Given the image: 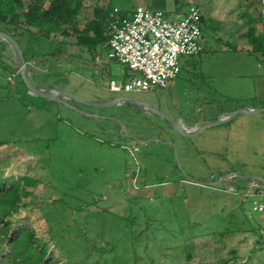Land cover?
I'll use <instances>...</instances> for the list:
<instances>
[{
    "label": "rangeland",
    "instance_id": "rangeland-1",
    "mask_svg": "<svg viewBox=\"0 0 264 264\" xmlns=\"http://www.w3.org/2000/svg\"><path fill=\"white\" fill-rule=\"evenodd\" d=\"M83 1L80 23L91 16L94 4L104 10L111 2L128 13L139 4ZM152 1L180 6V16L196 5L203 18L202 53L181 57L180 72L167 88L112 93L110 81L125 85L135 76L110 62L105 52L97 51L94 58L79 50L74 34L22 43V48L30 43L28 53L37 57L66 42L63 49L72 58L56 67L47 62L38 71L35 83L45 89L90 104L124 97L151 110L86 106L68 98L64 105L35 97L17 76L7 80L21 65L12 45L0 39L6 71L0 77V142L5 143L0 146V176L30 178L24 190L30 204L40 205L33 212L36 234L61 263L113 264L109 258L115 247L114 264H232L249 256L250 264H261L254 256L264 261V211L254 207L264 206V186L213 182L216 173L232 166L264 180V51L250 53L246 37L254 29L264 45V0ZM28 4L22 0L21 9ZM239 107L259 111L195 135L177 132L165 118L179 126L202 127ZM134 147L133 158L128 150ZM133 175L143 176L149 185L138 187ZM185 176L213 185L199 186ZM76 207L89 209L74 211ZM76 231L94 240L102 256L92 251L84 261L85 243ZM58 236L63 241L57 246Z\"/></svg>",
    "mask_w": 264,
    "mask_h": 264
},
{
    "label": "trees",
    "instance_id": "trees-1",
    "mask_svg": "<svg viewBox=\"0 0 264 264\" xmlns=\"http://www.w3.org/2000/svg\"><path fill=\"white\" fill-rule=\"evenodd\" d=\"M28 1L27 9L22 10V0H0V31L8 35L18 44L26 64L27 77L33 86L38 89H45L42 87L41 82L35 83V79L39 75L38 71L44 70L42 67H44L45 63L52 62V66H55L62 60L69 61L72 55L67 54L63 49L65 48L66 42L60 41L51 53L36 57V54L28 53L30 43L28 45L26 43V47L24 46L22 48V43L26 40H29V42L42 39L48 41L50 36H60L64 39L65 37H69L70 34H74L76 46L79 50L91 53L94 58L99 57L98 53H96L97 51L105 52L107 56V27L109 21L113 19L111 15L114 10V7H111V2L104 10L93 7L91 19L83 26H80L77 18L84 8L83 0ZM150 1L152 0H148V2ZM128 11H119L118 16L125 17L131 13H128ZM202 24L203 18H201L200 25ZM246 37L251 47L250 53L256 56L262 54L264 51L263 38L256 37L254 29H250ZM36 66L38 67L37 69ZM0 70L2 75L4 68L1 59ZM4 72L6 71L4 70ZM14 74V80L17 76L23 83L20 74L17 72H14ZM239 108L245 109L243 107ZM211 122L213 121H209V123ZM228 123L229 121H226L220 125H226ZM3 144L5 143L0 142V146ZM231 168L233 171L235 170V168ZM130 177L134 178V183L138 187L149 185L143 176L133 175ZM29 184L30 178L26 176H0V264H69L67 261L61 263L47 247L46 243L37 236L34 227L33 212L40 208V205H32L27 201L29 193L24 190V186ZM234 187L239 188L238 185H234ZM62 201L61 199H57L54 202L62 203ZM89 207L87 208L89 209ZM79 208H74V211L84 212L87 210V208ZM21 211H24L25 215H20ZM76 235L80 236L81 240L85 243L83 244L85 248L83 247L82 251L84 261L89 259L92 251L99 252V256H102L103 250L98 249L96 242L87 236L86 233L76 231ZM61 241H63V237L58 236L55 245L58 246V243ZM60 245L62 246L63 244ZM109 245L110 248L114 246L110 242ZM60 251L64 255L63 250L60 249ZM115 251L116 249L114 247L113 254L109 258V261L113 264L116 261H114L116 258ZM124 255L126 254L124 253ZM254 258L259 263L264 264V261L257 256H254ZM251 260L252 256H249L242 261L233 260L232 264H250ZM97 263L98 261L94 264ZM213 264L231 263L229 261H218Z\"/></svg>",
    "mask_w": 264,
    "mask_h": 264
},
{
    "label": "built area",
    "instance_id": "built-area-1",
    "mask_svg": "<svg viewBox=\"0 0 264 264\" xmlns=\"http://www.w3.org/2000/svg\"><path fill=\"white\" fill-rule=\"evenodd\" d=\"M118 12L114 8L107 27V59L124 66L135 78L125 85L110 81L113 93L167 88L180 72V58L198 56L203 51L202 14L196 5L188 6L173 21L161 11L143 6L135 7L125 17ZM14 77L12 74L7 80L12 82ZM136 152L137 148L129 150L133 158ZM254 210L263 212L264 206Z\"/></svg>",
    "mask_w": 264,
    "mask_h": 264
},
{
    "label": "water",
    "instance_id": "water-1",
    "mask_svg": "<svg viewBox=\"0 0 264 264\" xmlns=\"http://www.w3.org/2000/svg\"><path fill=\"white\" fill-rule=\"evenodd\" d=\"M0 39L5 40L6 42H8L9 44L12 45V47L14 48V50L17 53V56L19 58V63L21 65V68L19 70V74L20 77L26 87V89L30 92V94L41 98L45 101H53V102H58L64 105H68V103L64 100L65 98L68 99H73L81 104H84L86 106H94V107H107V106H119L121 108H128V109H140V110H151L150 108H147L146 106H144L142 103L128 99V98H110V100L106 101V102H102V103H96V104H90V103H84L82 101L76 100V98H74L72 95L65 93V92H60L54 89H38L35 86H33L31 84V82L29 81L28 77H27V68H26V64L22 55V52L18 46V44L12 39L10 38L8 35L4 34L3 32L0 31ZM131 108H130V107ZM76 112L79 114H84L83 112L77 110L75 108ZM133 110V109H132ZM259 110H245V109H239L235 112H232L228 115L225 116L224 120L221 119V117H218L214 122H211L209 124H206L202 127H197V128H190V129H186L183 128L182 126H179V124L176 121H173L167 117H165L168 121H169V125L172 126V128L174 130H176L177 132L181 133V134H185V135H195L200 133L201 131H203L206 128H210V127H215L218 126L226 121H229L232 117L236 116V115H240V114H249V113H254V112H258ZM86 115V114H85ZM185 178L187 179V181L199 185V186H209V185H217L219 182L216 183H209L207 181H196L193 180L192 178L185 176ZM264 182V181H263Z\"/></svg>",
    "mask_w": 264,
    "mask_h": 264
},
{
    "label": "crops",
    "instance_id": "crops-1",
    "mask_svg": "<svg viewBox=\"0 0 264 264\" xmlns=\"http://www.w3.org/2000/svg\"><path fill=\"white\" fill-rule=\"evenodd\" d=\"M138 1V5H136L135 7H137V6H143V7H146V8H148V9H151V10H154V9H158V8H161L162 9V13H164V15H165V17L166 18H168V17H174L175 19L177 18V16H179V9H180V6H176L175 8H171L170 7V5L169 6H166V5H161V4H159V3H156V2H154V1H150V2H148V0H137ZM100 2V1H99ZM84 7H85V3H84ZM93 7H96V8H98V9H100V4H94L92 7H91V11H92V8ZM135 7H133L132 9H134ZM159 11V10H158ZM184 11H186V10H184ZM82 12H83V9H82V11H81V13H80V15L78 16V22H79V24H80V26H83L85 23H87L90 19H91V17H92V12H91V16L88 18V19H86L83 23H80V21H79V18H84V16H83V14H82ZM67 52V51H66ZM130 73V72H129ZM132 78V77H131ZM55 90V89H54ZM113 93V92H112ZM120 93V92H119ZM183 128H186V129H190V128H197V126H194V125H192V126H190V127H185V126H182Z\"/></svg>",
    "mask_w": 264,
    "mask_h": 264
},
{
    "label": "flooded vegetation",
    "instance_id": "flooded-vegetation-1",
    "mask_svg": "<svg viewBox=\"0 0 264 264\" xmlns=\"http://www.w3.org/2000/svg\"><path fill=\"white\" fill-rule=\"evenodd\" d=\"M135 111V110H133ZM233 167V166H232ZM216 180H214L213 183L219 182V183H223L225 181H234L235 185H240V182H257L259 183L261 186H264V180L257 178V177H253V176H249L248 174L244 173L242 170H238L235 169L234 171L232 170V168L229 171L226 172H219L216 173ZM233 184V183H232Z\"/></svg>",
    "mask_w": 264,
    "mask_h": 264
}]
</instances>
